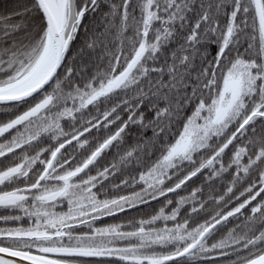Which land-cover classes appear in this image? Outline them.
<instances>
[{
  "label": "snow or ice",
  "instance_id": "1",
  "mask_svg": "<svg viewBox=\"0 0 264 264\" xmlns=\"http://www.w3.org/2000/svg\"><path fill=\"white\" fill-rule=\"evenodd\" d=\"M0 211V264H264V0H12Z\"/></svg>",
  "mask_w": 264,
  "mask_h": 264
},
{
  "label": "trees",
  "instance_id": "2",
  "mask_svg": "<svg viewBox=\"0 0 264 264\" xmlns=\"http://www.w3.org/2000/svg\"><path fill=\"white\" fill-rule=\"evenodd\" d=\"M11 2H12V0H0V10L4 9L6 7H9ZM148 135H151V133L149 132ZM107 159H111V157L109 156ZM156 207H158L157 203L153 202L151 207H147V206L142 207V209L140 210L139 213L132 212L129 214L128 217H126L125 214H118L117 217H105L103 219V221L98 222V224H100V223H103V224L119 223V222L125 221L130 216H136L137 218H139L140 216L146 217L148 214H151L153 211V208H156ZM0 214H3L2 211H0ZM21 223H24L25 226H27V219H25ZM7 226H14V225H12L11 223L8 225H5L2 222H0V227H7Z\"/></svg>",
  "mask_w": 264,
  "mask_h": 264
}]
</instances>
